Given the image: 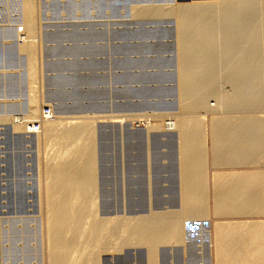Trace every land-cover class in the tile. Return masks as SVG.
Listing matches in <instances>:
<instances>
[{
	"label": "rangeland",
	"instance_id": "obj_1",
	"mask_svg": "<svg viewBox=\"0 0 264 264\" xmlns=\"http://www.w3.org/2000/svg\"><path fill=\"white\" fill-rule=\"evenodd\" d=\"M26 1L0 0V264H48L46 210L42 186L45 178L43 170L46 160L58 150L60 145L58 140L54 141L56 138L53 136L54 139L51 136L40 138L39 133L43 131L42 120L47 118L44 115L47 107L52 110V115L49 118L51 121H56V119L58 122L80 119V121H86V119L93 121L97 190H99L96 191L98 217L103 219L119 218V221H121L120 219L127 221L129 217L149 215L148 218H150L152 215L164 212L179 215L178 213L184 209L182 200H179L182 197L180 191L183 188L180 180H182V173L186 171L180 167L182 161H179L184 160L185 157L182 159L180 157L178 132L165 133L162 126L165 122L174 120V117L189 113V108L186 107V102H182L184 99L181 95L184 85L181 66L186 54V52L184 54L183 41L188 38L187 40L196 41L198 39L197 42H202L206 32L217 33V38H215L217 45L209 49L207 53L208 56H211L212 64L210 65L213 67V70L210 69L211 71H208L207 75L218 78L217 88L220 89V93L222 90L221 94L229 95L236 91L232 90L237 89L234 88L235 84H231L232 81L228 80L230 77L228 79L226 77L236 72L237 68L241 71L243 70L242 66H245L246 72H242L241 76L245 81V85L242 83L245 86L243 90L248 89L247 92L252 86V79L258 77L255 75L264 69L262 60L264 37L263 33H260L261 30L264 32L263 0L262 2L261 0H254L256 2L252 0L253 6H258L259 1L261 2L259 5L262 6L261 10H258L259 13L252 14L251 18L249 17L251 14L249 15L243 10L240 12L235 8L236 5L233 6L234 2H229L230 0H227L228 2L220 0L219 3L218 0H215L214 5L207 12L203 11L204 5L201 0H32L36 6L35 11H37L34 13L35 22L32 30L27 29L24 25L26 23ZM215 4L217 5L215 6ZM219 18L223 21L217 23V21H221ZM231 18L238 27L234 31H238L237 35L234 33L236 36L227 33L226 25L228 26L232 21ZM245 22L253 24L254 31L251 30V32L254 35L251 32H245L247 35L240 33L239 30L243 28V25H246L243 24ZM179 23L180 25H178ZM230 41V45L233 43L232 48H235L232 59L229 61L231 64L233 63V66L226 63L227 60H224V57L222 58L224 47ZM25 42L35 44V51L31 56L28 52L22 51L20 47ZM250 42L255 49L251 47ZM198 52L196 50L193 54L198 55ZM200 52L199 54H201ZM240 56H243L242 63ZM249 56H252L253 59ZM255 57L256 59H254ZM32 58L34 69L36 70V67L39 69L36 70V74L39 73L34 79L37 84L31 81V76H29L30 67L28 66H30ZM250 63L254 65L251 67ZM179 67L181 71L178 69ZM229 68H232L231 71ZM257 69L260 70L256 71ZM228 70L229 72H227ZM200 73V76L203 75L202 72ZM227 73L228 75H226ZM250 74L254 76L252 79ZM180 81L182 85H179ZM30 84L33 86L32 89ZM201 85L202 94L199 92L198 97L206 96L203 98H207L209 102L206 101L207 105L204 104L203 107L202 104L193 109L194 112L191 110L190 112L203 121L199 126H202L206 135H204L206 143H204L206 145L204 153L207 157L210 156L208 159L204 156V169L208 170L212 167H223V164L221 166L215 162L213 164L214 156L216 157L218 151L221 150H217L219 147L217 146L216 149V145H213L215 140L213 139L212 129L214 126L212 125L215 123L212 121L216 118L215 116L221 118L223 114L231 112L235 118L238 114L240 117L247 113L245 116L260 117L261 115L264 119V105H258L257 109L254 106H247L248 110L246 106L230 107L228 110L231 111L229 112L225 107L222 111L217 107L216 94L207 90L206 85ZM35 91L34 94L39 98L40 113H38L39 117L32 118L29 117L32 105L30 96ZM200 94L203 96L201 97ZM208 104L212 108L209 109ZM184 108L185 110L188 108L187 112L184 111ZM254 112L255 114H253ZM231 114L223 116H231ZM113 115L114 118H111L110 116ZM17 119L24 121V124L27 123L28 129H33L32 127L39 122L40 129L34 131L25 128L15 129ZM154 124L158 127L154 130L150 129L149 125ZM239 125L233 124L232 126L238 128ZM242 125L248 124L240 126ZM263 125L261 124L264 132ZM148 130L151 132L147 133ZM263 132L262 140L264 139ZM223 147L220 146L222 149ZM262 149L264 148L262 147ZM253 156L254 158L260 156L259 162L250 165L244 164V161L240 165L238 164L241 160L239 158L238 165L235 166L264 167V152L258 156L256 153ZM236 157L238 156L236 155ZM226 165L224 166L226 167ZM227 167H234V165H227ZM207 189L209 190L208 186ZM150 195L152 196L150 197ZM214 196V192L206 193L207 199L204 204L208 215L182 218L184 229L181 242L173 240L158 245L157 263H210L209 257L198 255V253L200 254L206 242L203 232L207 233L208 226L203 224V220L206 219L205 216L217 215L213 208ZM209 203L213 205L210 204L211 208ZM180 205L183 209L180 208ZM174 211L175 214H173ZM177 219L181 221L180 218ZM147 253L148 247L144 244L126 245L121 250L112 249L100 253L99 264H119V262L120 264H147Z\"/></svg>",
	"mask_w": 264,
	"mask_h": 264
},
{
	"label": "bare ground",
	"instance_id": "obj_2",
	"mask_svg": "<svg viewBox=\"0 0 264 264\" xmlns=\"http://www.w3.org/2000/svg\"><path fill=\"white\" fill-rule=\"evenodd\" d=\"M23 1H25V0H23ZM214 1L215 0H201V3L203 2L202 4L205 7V8L203 7V11H205V10H206V12H207V10L209 11L211 9V7L214 5L213 4ZM219 2H221V1L218 0V3ZM226 2H228V1L226 0ZM229 2H234L235 4L233 3L234 4L233 6L236 5L235 8L240 10V12H241V10H243L247 14H249V15L251 14L249 16L250 18L252 16V14H255L256 12H258V10L262 6V5L261 6L259 5V3L262 2V0H261V2L260 1L258 2V6L257 5L253 6L252 0H230ZM254 2H256V1H254ZM25 4H26L25 5L26 6L25 7L26 8L25 9L26 10V13H25L26 14V21H25L26 23L24 25H26L27 29H31L32 30V28L34 27V22H35L34 13L37 12V11H35L36 10V6L32 3V0H27L25 2ZM194 5H196V4H194ZM216 5L217 4H215V6ZM218 7H219V5H218ZM154 8H156V7H154ZM194 8H196V7L194 6ZM137 9H139V8H137ZM199 9H200V7H199ZM140 10L142 11V9H140ZM177 10H173V11H177ZM231 11H232V9H231ZM246 13H245V16L247 15ZM262 15H264V14H262ZM242 16H243V14H242ZM197 17H199V16H197ZM199 19H201V18H199ZM192 21H194V20H192ZM222 21L223 20L217 21V23L218 22H222ZM247 22L249 23L248 20H247ZM247 22L243 23V24H246V25H243L241 23L243 25L242 26L243 28L239 27V28H241V30H239L240 33L242 32V33L247 35V33H245V32H251V30L254 31L252 29V28H254V27H252L253 24L250 25V24H247ZM260 22H262V21H260ZM184 23H185V21H184ZM200 23H202V22H200ZM178 25H180V23ZM200 27H201V25H200ZM217 27H219V26H217ZM226 27H227L226 29H227L228 35L229 34L230 35L231 34L235 35L236 32H238V31L234 32L235 29H237L238 27L236 26V23L233 22V19L228 24V26L226 25ZM262 27H263V25H262ZM262 27H261V29H262ZM189 30H191V29H189ZM200 31H201V29H200ZM215 31H217V30H215ZM260 33L264 34V32H262V30H261ZM216 34H212V33H207L206 32V35H203L204 39H203L202 42L201 41L197 42L198 39L196 41L193 40V39L187 40L188 38L185 39V41H183L184 42V49H185L184 54H185V52H186V54L183 57L182 66H181L182 67V77H183L182 79H183V82H184L181 95L183 96L182 98L185 100V101L183 100L182 102H184V103L186 102L185 103L186 107L189 108V111H188L189 113H187L185 115H179L178 117H174L175 118L174 120L171 119L170 122L168 121L169 123L165 122L163 124V126H162V127H164V129H162V130L165 133H168V132H171V131H174V132L176 131V133L178 132V141H179L178 142L179 143L178 149L180 147L179 150L181 152L180 154L182 155V156L180 155V157H181V159H182V157H185L184 158L185 161L184 160H180L179 161V162L182 161L180 167L183 170H186L185 173L181 172L182 173V175H181L182 180H180V181L183 184V188L180 187L181 191H182V192L180 191V193H182V197H180L179 200H182L181 202L183 204L184 209L181 208L182 205H180V208L183 209V211L181 210V213H178L179 215H176L175 211L173 212V214H175V215H172V213L170 214V212L169 213H165L164 212V213L157 214V215H154V216L152 215V217H150V218H148L149 215L145 216L147 218H145L143 216L141 217V216H137L136 215L137 217H134V218L133 217L132 218L129 217L130 219L127 217L128 218L127 221H125V219H123L124 221H122V219H120L121 221H119L118 220L119 218L117 219V218H110L109 217V218H104L103 219V218L98 217V215H97V201H96V194L97 193H96V191H99V190H97V173H96L97 165H96V157H95V152H94V146L95 145H94V135H93V121H89V120L87 121V119H86V121L85 120L84 121L83 120L80 121L81 119L78 120V118H77L78 121H67V122L66 121L65 122L64 121H59L58 122L57 119H56V121H51L47 115H46L47 118L42 120V122H43V131H42V133H39L40 134V138L41 137L42 138L43 137L44 138H48L50 136L51 137L53 136V137L56 138V140H55L52 137L54 139V141L58 140L57 142L60 145V147H58V150H56L55 152L53 151L54 153L53 154L51 153L52 154L51 157L50 158L48 157L49 159L46 160L47 162L45 163L44 170H43L44 174H45V178L44 179L42 178L43 182H42V179H41L42 186H43V196H44V200L43 201H44V207H45V210H46V239H47V245H48V250H47L48 251V258H47L48 264H99V255H100V253L102 254L104 251H110L112 249L113 250H121L124 246H126V245H129V246L131 245L132 246V244L133 245L134 244H141V245L144 244V245H146L148 247V253H147L148 255H146L147 264H159V263H157V261H158L157 260V257H158L157 256L158 245L160 243H165V242L167 243V242H170V241H173V240H176V241L179 240L180 241V239L182 238V234H183L182 230L184 229L183 228V223L184 222H182V218L185 217V216H186V218H189L191 216H197V217L199 216L200 217L201 215H204V214H206L208 212V211H206L207 210L206 209V205L204 204L205 203V199H207L206 193H209L208 189H207V186H208L207 185L208 184V178L206 177V176H208L206 174L207 170L204 169V167H205L204 156H206L205 153H204V146H206V145H204V143H205L204 142V140H205L204 139L205 131L203 130L202 126H199L203 122L202 119H198V118H196L195 115L192 114L195 111V110L193 111V109H195L196 107L198 108V106L200 107V105H202V104H203V107H204V104H206V101H207V98H205L206 100L203 98V97H206V96L201 95L202 94V91H200V89L202 88L201 84H204L203 86L206 85L205 88L208 87L207 90H210V92H213V93L216 94V96L218 98V106L217 107L219 109H221V110L222 109L224 110L225 107H227L226 110H228L230 107H236V106H243V107L246 106V109H247V106H254L256 108L260 104L264 105V104H262L263 101H264V69L263 70L261 69V71L258 74L255 75V76H258V77H255V79H252V77H254V76H252V74H250L251 75V79L253 81L250 80V78H249V80L252 81V83H251L252 86L247 85V86L251 87V88L246 87V88L250 89L249 92H247L248 89L247 90H245V89L243 90V88L245 86H243L242 83L244 84L245 81H243L244 78L241 76L242 72L244 73V71L246 70V69H244L245 66H242L243 70H241V71L239 70V68H237L239 70L238 71L234 67L236 69V72H234V70H233L234 73H232L231 76L229 75L226 78L228 79L230 77L228 80L230 82L232 81L231 84L234 83L235 84L234 88L236 87L238 90L237 89H232L233 91L236 90L235 92H233V94L231 93L232 91H228V92L231 93L229 95H226V93L225 94H221L222 90H221V93H220V89L217 88V83H218L217 79L218 78L216 79L215 77L207 75V72L211 71L210 69L213 68L210 65V64H212L211 61H210V57L211 56H208L207 53H208L209 49H212V47L217 45L216 39H215V38H217ZM263 34H262V36L264 37ZM199 35H201V34L199 33ZM200 39H201V37L199 38V40ZM246 39H244V40H246ZM229 40H230V36H229ZM224 42H226V41H224ZM259 42H262V41H259ZM255 43H258V42H255ZM230 44H231V41H230V43L227 42V44L224 47V51H223L224 55H222V58L224 57L223 59L227 60L226 63H228V64L230 63L229 62L230 59H232V53H233V50L235 49V48L234 49L232 48L233 43H232V45H230ZM249 44H252V42H250ZM260 44H262V43H260ZM234 46H235V44H234ZM250 46H249V48H251V47L254 48L253 44H252L251 47ZM262 46H264V44ZM20 47H21L22 51L24 50L25 52H28L30 56L32 54H34V51H35V44L34 43L25 42V43H22V45ZM198 48H200V49H198ZM196 50L199 51V52L202 50L203 52L202 53L200 52L201 54H199V52H198V55L193 54V53H195ZM243 50H245V49H243ZM235 52H236V50H235ZM240 57H241V60L238 57L237 58L242 63V57L243 56H240ZM219 58H221V57H219ZM251 59H253V57ZM254 59H256V57ZM34 60H35V58H34ZM262 60L264 62V54H263ZM35 61H37V60H35ZM252 63H250V64H252ZM29 65H30V66H28V67H30L29 68V73H30L29 76H31L30 80L34 82L35 76H37V74L39 73L37 71L38 73L36 74V70H39V69H37V67H36V70L34 69L35 66H34L33 58L30 59V64ZM231 65L233 66V63ZM234 65H235V63H234ZM244 65H246V64H244ZM253 65L254 64H252L251 67ZM250 68H249V70H250ZM178 69L180 70V67ZM231 69H230V71H231ZM253 69H254V67H253ZM259 70L260 69H257L256 71H259ZM200 72H202L203 75L200 76V74H201ZM227 72H229V70ZM205 73H206V76H204ZM226 75H228V73ZM180 83H181V81H180ZM31 84H30V88L31 87L33 88L34 85L32 84L33 86H31ZM35 84H37V83H35ZM179 85H182V83L179 84ZM239 86H241V87H239ZM33 91H34V89H33ZM37 91H39V90L37 89ZM204 91H205V89H204ZM199 92H201L200 95H201V97L203 96L202 98H199L200 96L198 97ZM34 93H36V91L32 93V96H30V101H31L30 103L32 105H31V115L29 117L37 118V117H39L38 113H40L39 112V110H40L39 109L40 108L39 107V98ZM38 93H40V92H38ZM207 93L209 94V92H207ZM29 95H30V93H29ZM180 96H179V98H180ZM207 102H209V101H207ZM184 103H182V104H184ZM182 106L185 107L184 105H182ZM210 106L211 105L208 104V108L209 109L212 108ZM244 109H243V111H244ZM186 110L184 108V111H186ZM190 110L193 111V112H190ZM215 110H217V109H215ZM169 111H171V110H169ZM184 111H182V112L184 113ZM229 111H231V110H228V112ZM178 112L180 113V111H178ZM239 112H240V110H239ZM83 114H84V112H83ZM225 114L226 115H230L231 112H230V114H228V113H225ZM225 114H223V115H225ZM235 114H237V113H235ZM245 114H247V113H244V116L242 114V116H240V117H239V114H238V116L236 115V118H235V116L233 117L232 114H231V116H225V117L223 115L222 116L220 115L221 118L219 116H218L219 118L217 116H215L216 118L213 119L212 122L215 123V125H212V126H214V129H212L213 127L211 126L212 127L211 129L214 132V134H213L214 138L213 137L212 138L215 140V141H213V143L215 142V144H213V145H216V149H217V146L219 147L217 150L221 149V150L218 151V154L216 155V157L214 156L215 159L213 161V164L215 162V164H218L220 166L223 164V167H225L224 165H226V164L227 165H234V167H236L235 165L239 161H240V163H238V164H240V165L244 161H245L244 164H250V165H251V163L259 162L258 160H259L260 156L257 157L258 158L257 159L256 157L254 158V156L252 157V155H255L257 153V156H258V155L261 154V152H264V151H262V150H264V149H262V147L264 148V146H263L264 145V141H263L264 139L262 140V132H263V130H262V126H261V124L263 125V123H264V119H262L261 115H260V117H261L260 118V117H256V116L253 117V115L252 116L251 115L250 116L249 115L245 116ZM253 114H255V112ZM75 116H76V114H75ZM27 117H28V115H27ZM77 117H79V116H77ZM80 117H82V116H80ZM110 117L114 118V115L110 116ZM166 117H167V115H166ZM26 119H28V118H26ZM58 120H60V119H58ZM239 123H240V125L241 124H248V125L240 126ZM26 124H24V121H21L20 119L19 120L17 119L15 121V129L25 128L27 130L28 127H27ZM231 124L232 125L235 124L236 126L239 125V127L238 128L234 127ZM149 126H150V129H152V130H154V128L158 127V125H156V124L149 125ZM32 128L33 129H28V130L29 131L30 130L34 131L35 127H32ZM137 130H138V128H137ZM150 132L151 131L148 130L147 133H150ZM37 136L39 137V135H37ZM159 139H160V136H159ZM130 141H131V139H130ZM161 141H162V139H161ZM220 146L221 147L222 146H224V147L227 146V147L226 148L223 147V149H222V148H220ZM212 149H214V148H212ZM127 150H129V149H127ZM205 150H207V152H208L207 148ZM208 154H209V152H208ZM214 154H216V152ZM247 154H249L248 156H250L251 154L252 155L250 157H248V156H246ZM236 155L238 157H236ZM209 156L210 155H208V157ZM208 157H207V159H208ZM239 158L241 160H239ZM46 159H47V157H46ZM212 160H213V158H212ZM208 163H210V162H208ZM155 164H156V161H155ZM207 165L209 166V164H207ZM227 165H226V167H227ZM234 167H231V168H234ZM173 171H175V170H173ZM180 171H181V169H180ZM170 179H172V178H170ZM213 180H214V184H216V186H217L219 180H222V179H219V178L215 177ZM128 182H130V181H128ZM223 182H224V178H223ZM149 183H150V181H149ZM240 183H237V185L238 184L240 185ZM231 184H234V182L231 183ZM258 184H259V182L257 183V185ZM237 185H235V186H237ZM180 186H182V185L180 184ZM233 188H231V189L233 190ZM149 189H151V188H149ZM231 189H229V191ZM236 189H238V188H236ZM236 191H235L236 192L235 195H237L239 190H236ZM245 191H247V190H245ZM131 192H133V191H131ZM214 192H215V196L213 197L214 206L211 203H209V207L211 208V205L213 206V208L215 209V211L217 213V216H218V214H222V215H225V214L236 215L237 214L238 215L239 212L241 213V211H242V207L241 206H242L243 203L242 204L240 203L241 205H236V204H233V203L225 202L226 200H230L233 197H236L234 195V193H233L234 191L233 192L230 191L227 194H223V193L218 192V190L216 189ZM241 193L242 194L241 195L239 194V196L237 195V197L241 198V196H243V192H241ZM256 193L258 194V192H256ZM244 194H245V192H244ZM152 195H150V197ZM238 199L234 198V199H232L230 201L231 202L233 200L237 201ZM242 199H243V197H242ZM210 201L211 200H209V202ZM230 201H228V202H230ZM168 210H166V211H168ZM206 215H208V214H206ZM201 217H203V216H201ZM177 218H180L181 221H178L179 219H177ZM205 218H207V217L205 216ZM125 255H127V254H125ZM119 264H120V262H119Z\"/></svg>",
	"mask_w": 264,
	"mask_h": 264
},
{
	"label": "crops",
	"instance_id": "obj_3",
	"mask_svg": "<svg viewBox=\"0 0 264 264\" xmlns=\"http://www.w3.org/2000/svg\"><path fill=\"white\" fill-rule=\"evenodd\" d=\"M207 172L208 192L217 189L223 194L234 191L235 195L239 190L237 195L243 192V196L235 195L232 199L239 198L240 202H231L232 199L225 202L243 204L238 215L218 214L203 220L208 226L207 233L203 232L206 242L198 255L209 257V264H264V167H212ZM215 177L222 179L217 186L213 180Z\"/></svg>",
	"mask_w": 264,
	"mask_h": 264
},
{
	"label": "built area",
	"instance_id": "obj_4",
	"mask_svg": "<svg viewBox=\"0 0 264 264\" xmlns=\"http://www.w3.org/2000/svg\"><path fill=\"white\" fill-rule=\"evenodd\" d=\"M44 115H45V116L47 115V116L50 118V116L52 115V110H51L50 107H47V108L45 109V111H44ZM34 127H35V130L40 129V123L38 122V124H37L36 126H34Z\"/></svg>",
	"mask_w": 264,
	"mask_h": 264
}]
</instances>
